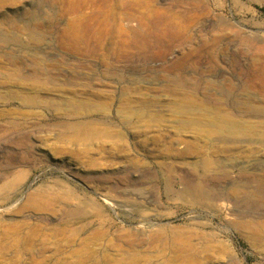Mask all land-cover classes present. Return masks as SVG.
<instances>
[{
  "label": "rangeland",
  "instance_id": "1",
  "mask_svg": "<svg viewBox=\"0 0 264 264\" xmlns=\"http://www.w3.org/2000/svg\"><path fill=\"white\" fill-rule=\"evenodd\" d=\"M262 9L0 0V264H264Z\"/></svg>",
  "mask_w": 264,
  "mask_h": 264
},
{
  "label": "bare ground",
  "instance_id": "2",
  "mask_svg": "<svg viewBox=\"0 0 264 264\" xmlns=\"http://www.w3.org/2000/svg\"><path fill=\"white\" fill-rule=\"evenodd\" d=\"M126 27H127L129 30L134 31V30H136L137 25H136V24H133V22H128L127 25H126Z\"/></svg>",
  "mask_w": 264,
  "mask_h": 264
},
{
  "label": "trees",
  "instance_id": "3",
  "mask_svg": "<svg viewBox=\"0 0 264 264\" xmlns=\"http://www.w3.org/2000/svg\"><path fill=\"white\" fill-rule=\"evenodd\" d=\"M264 11V9H262Z\"/></svg>",
  "mask_w": 264,
  "mask_h": 264
}]
</instances>
